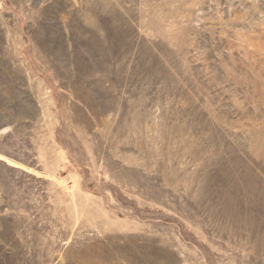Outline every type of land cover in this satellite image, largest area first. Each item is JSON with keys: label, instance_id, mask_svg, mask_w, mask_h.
I'll return each mask as SVG.
<instances>
[{"label": "rangeland", "instance_id": "374dc122", "mask_svg": "<svg viewBox=\"0 0 264 264\" xmlns=\"http://www.w3.org/2000/svg\"><path fill=\"white\" fill-rule=\"evenodd\" d=\"M0 264H264V0H0Z\"/></svg>", "mask_w": 264, "mask_h": 264}]
</instances>
